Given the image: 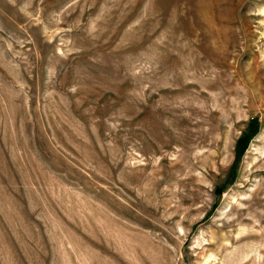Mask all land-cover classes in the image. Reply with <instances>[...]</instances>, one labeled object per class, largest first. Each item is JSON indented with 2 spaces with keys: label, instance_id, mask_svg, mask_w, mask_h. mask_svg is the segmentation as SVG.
<instances>
[{
  "label": "rangeland",
  "instance_id": "374dc122",
  "mask_svg": "<svg viewBox=\"0 0 264 264\" xmlns=\"http://www.w3.org/2000/svg\"><path fill=\"white\" fill-rule=\"evenodd\" d=\"M0 264H264V0H0Z\"/></svg>",
  "mask_w": 264,
  "mask_h": 264
},
{
  "label": "trees",
  "instance_id": "16d2710c",
  "mask_svg": "<svg viewBox=\"0 0 264 264\" xmlns=\"http://www.w3.org/2000/svg\"><path fill=\"white\" fill-rule=\"evenodd\" d=\"M259 119L258 118H253L250 121V125L248 127V130L246 132H244V134L240 137V139L238 140L237 143V158L234 164V169L238 166L243 152L245 150V148L248 146L250 140L258 133L259 130Z\"/></svg>",
  "mask_w": 264,
  "mask_h": 264
}]
</instances>
